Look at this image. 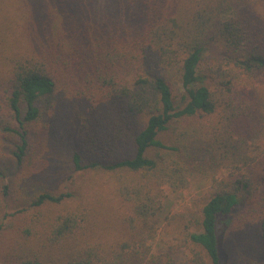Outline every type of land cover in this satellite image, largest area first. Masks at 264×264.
<instances>
[{"label":"trees","instance_id":"trees-1","mask_svg":"<svg viewBox=\"0 0 264 264\" xmlns=\"http://www.w3.org/2000/svg\"><path fill=\"white\" fill-rule=\"evenodd\" d=\"M16 1L20 36L0 38V175L14 168L0 230L33 215L4 264H158L144 247L158 217L186 224L162 264H230L226 238L255 225L264 258V0ZM98 171L119 202L112 246L104 205L42 210ZM222 171L187 216L164 214L169 193Z\"/></svg>","mask_w":264,"mask_h":264},{"label":"rangeland","instance_id":"rangeland-1","mask_svg":"<svg viewBox=\"0 0 264 264\" xmlns=\"http://www.w3.org/2000/svg\"><path fill=\"white\" fill-rule=\"evenodd\" d=\"M23 20V15L18 9L16 0H0V38L4 37L7 38V41H10L20 36L19 29H21L22 24H24ZM1 49L3 52H6L7 45L2 46ZM66 140L65 138L64 141L66 142ZM125 153L126 151L123 154ZM8 162L11 169H9L10 171L5 170L4 175H0V189L4 184H8L11 177L10 174L14 170L10 158H8ZM54 170L55 163L52 164L48 174L51 175ZM255 170L264 171L263 162H261V165L257 166ZM227 174V171H222L212 179L199 177L198 181L192 183L185 191L169 193L168 199L165 202L164 214H169V218L179 214L187 216L195 209L196 205L213 195L218 187L217 181ZM81 179L83 180V185L77 197L67 200L62 205L45 206L42 210L51 213L77 208L94 210L100 209L102 208L101 206L104 205V237L108 246H112L119 238V233L115 229L114 219L111 218L114 216V212L119 203L113 196L112 179L109 175L99 171L85 173L81 176ZM51 183L54 186H58L61 191H64V187L67 186V184L59 182L57 174L51 178ZM1 197L2 194L0 192V198ZM13 212V209L8 210V214ZM1 215H3V213H1ZM32 215L33 212H28L17 217L9 216L4 221V229L0 230V264L12 261V246L15 241L19 239L21 229L32 219ZM185 225V222L180 218H175L168 223L167 221H163V217H158L156 223L154 222V234L146 238L144 247L148 249L151 255L158 256L159 259L161 258L158 264H162L165 256L163 257L161 254H164L166 252L165 249L169 247L170 235L167 233L168 229L181 231L184 229L183 226ZM223 230H221V234ZM244 231L245 232L226 238L225 249H227L229 253L230 264H264V258H261L262 251L257 236V226H246ZM180 261V259H174L175 264H179ZM144 264L157 263H152L150 257H147V262Z\"/></svg>","mask_w":264,"mask_h":264}]
</instances>
